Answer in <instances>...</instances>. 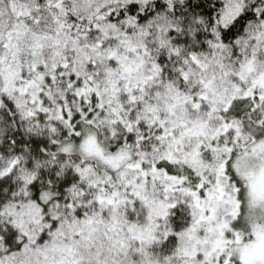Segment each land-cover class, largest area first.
I'll use <instances>...</instances> for the list:
<instances>
[{
  "label": "snow or ice",
  "instance_id": "snow-or-ice-1",
  "mask_svg": "<svg viewBox=\"0 0 264 264\" xmlns=\"http://www.w3.org/2000/svg\"><path fill=\"white\" fill-rule=\"evenodd\" d=\"M0 264H264V0H0Z\"/></svg>",
  "mask_w": 264,
  "mask_h": 264
}]
</instances>
